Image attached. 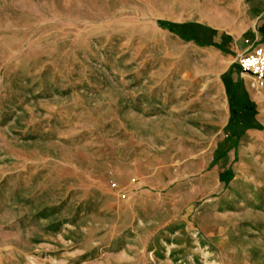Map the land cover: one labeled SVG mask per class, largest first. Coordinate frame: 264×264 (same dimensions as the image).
Instances as JSON below:
<instances>
[{
  "label": "rangeland",
  "instance_id": "obj_1",
  "mask_svg": "<svg viewBox=\"0 0 264 264\" xmlns=\"http://www.w3.org/2000/svg\"><path fill=\"white\" fill-rule=\"evenodd\" d=\"M171 2L0 0V264H264V155Z\"/></svg>",
  "mask_w": 264,
  "mask_h": 264
},
{
  "label": "crops",
  "instance_id": "obj_2",
  "mask_svg": "<svg viewBox=\"0 0 264 264\" xmlns=\"http://www.w3.org/2000/svg\"><path fill=\"white\" fill-rule=\"evenodd\" d=\"M172 12L179 28L204 30L205 37L194 36L193 43L213 56L224 60L220 83L216 84L215 98L219 97L218 108L223 111V127L232 138H245L244 149L255 156L264 155V80L259 81L243 71L229 68L236 58L256 47L264 49V0H171ZM193 14L187 19V15ZM224 51H227L225 53ZM224 56V57H223ZM240 85V90L239 86ZM231 86V87H230ZM235 108L236 119L231 126L230 109ZM217 107V106H216ZM226 155V154H225ZM228 155V162L232 160ZM248 163L249 160H247ZM212 173L219 175V181L232 178L227 170L215 165ZM261 169V168H260Z\"/></svg>",
  "mask_w": 264,
  "mask_h": 264
},
{
  "label": "built area",
  "instance_id": "obj_3",
  "mask_svg": "<svg viewBox=\"0 0 264 264\" xmlns=\"http://www.w3.org/2000/svg\"><path fill=\"white\" fill-rule=\"evenodd\" d=\"M238 63L244 73L259 81L264 80V49L261 47L253 48L252 50L241 54L238 58Z\"/></svg>",
  "mask_w": 264,
  "mask_h": 264
},
{
  "label": "trees",
  "instance_id": "obj_4",
  "mask_svg": "<svg viewBox=\"0 0 264 264\" xmlns=\"http://www.w3.org/2000/svg\"><path fill=\"white\" fill-rule=\"evenodd\" d=\"M159 25H161L162 27L164 28H168L170 29L171 31H174L175 28H177L178 26L175 25V24H172V23H169L167 21H160L158 22ZM187 31H185L183 33V38L187 39V40H191L194 38V36L196 35L197 37H205L206 36V32L204 30L200 31V30H195V29H192V28H187L185 29ZM230 97V100L232 101L233 97L232 96H229ZM232 107L230 109V112H231V119H230V122L228 123V127L231 126L230 124H233V122L235 121V119L237 118L236 117V112H235V108H233V101H232Z\"/></svg>",
  "mask_w": 264,
  "mask_h": 264
}]
</instances>
